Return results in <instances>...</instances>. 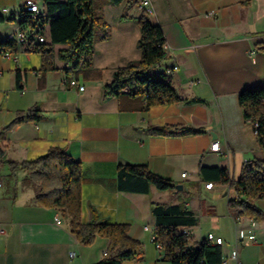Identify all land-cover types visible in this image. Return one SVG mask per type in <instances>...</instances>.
I'll use <instances>...</instances> for the list:
<instances>
[{
  "label": "crops",
  "instance_id": "0c3cea01",
  "mask_svg": "<svg viewBox=\"0 0 264 264\" xmlns=\"http://www.w3.org/2000/svg\"><path fill=\"white\" fill-rule=\"evenodd\" d=\"M24 1L0 0V13L17 17L0 21V36L18 29ZM151 1L154 11L148 16L162 26L168 54L158 68L178 65L169 76L185 98L180 102L147 106L144 95L105 96L104 86L114 71L142 55L138 17L143 7L136 0L94 1L111 35L95 42L90 67L67 71L57 55L67 44L54 45L53 70H44L42 55L22 43L11 57L0 51V264H92L107 251L109 238L98 235L91 244L81 243L71 230L70 216L38 204V184L26 169L11 167L54 146L82 162L81 221H89L94 207L99 219L128 223L129 234L142 241L143 258L124 264H171L155 240L151 209L153 202L178 201L156 187L149 193L121 191V162L146 163L176 183H190L185 206L197 216L198 225L183 229L192 234L193 243L212 231L223 238L226 264H264V218L237 216L229 207L230 198H245L234 184L244 163L264 160L254 125L245 119L238 99L241 89L264 84V0ZM46 34L48 38V29ZM72 78L85 87L70 85ZM34 106L43 117L8 127L19 111ZM166 124L202 132L161 135L147 130ZM215 141L220 150L211 149ZM201 164L228 167L233 182L206 187ZM253 202L264 211V198ZM240 229L255 233L256 239H239ZM234 249L236 260L230 257Z\"/></svg>",
  "mask_w": 264,
  "mask_h": 264
},
{
  "label": "trees",
  "instance_id": "16d2710c",
  "mask_svg": "<svg viewBox=\"0 0 264 264\" xmlns=\"http://www.w3.org/2000/svg\"><path fill=\"white\" fill-rule=\"evenodd\" d=\"M95 0H44V11L35 18L29 11L21 9L19 23L35 26L40 24L47 36L46 40H32L26 49L42 55L44 70L56 69L55 44H67L57 55L67 63L66 70L93 65L95 42L110 37V27L101 20L94 7ZM117 4L123 0H109ZM140 3L141 0H136ZM17 19L14 14L5 17L0 13V21ZM141 36L138 47L141 58L128 62L114 71L113 79L104 86L105 96H145L147 106L163 103H175L185 100L173 86L169 74L164 68H158L168 58L164 48L166 37L162 26L153 22L146 11L138 17ZM255 49H260L259 44ZM18 43L8 36H0V51L14 52ZM20 80V74L17 75ZM243 115L254 125L261 148L264 149V84H256L241 89L238 93ZM43 113L38 106L19 111L9 124L12 127L23 120H39ZM147 130L152 134L185 135L198 134L200 128L189 125H150ZM27 170L30 179L38 184L36 201L46 207H54L66 212L71 219V230L81 243L91 244L98 235L109 238L107 253L92 264H124L127 260H139L144 256L141 240L129 234L130 225L126 222H109L99 219L94 207L88 222L81 221V187L83 165L62 147H51L47 153L21 163H12L16 169ZM201 179L213 184L233 182L226 166H200ZM118 188L126 192L149 193L151 187L158 190H174L176 182L154 172L146 163L121 162L117 168ZM236 188L245 195L232 197L229 207L237 216H247L253 220H262L264 211L253 200L264 198V160L254 159L244 163L239 178L234 181ZM186 203V202H185ZM181 203L153 202L152 213L156 222L155 240L163 249V259L171 264H221L224 254L222 244L212 242L206 235L192 242L193 236L186 233L184 227L198 225L194 212Z\"/></svg>",
  "mask_w": 264,
  "mask_h": 264
},
{
  "label": "built area",
  "instance_id": "2783aa9c",
  "mask_svg": "<svg viewBox=\"0 0 264 264\" xmlns=\"http://www.w3.org/2000/svg\"><path fill=\"white\" fill-rule=\"evenodd\" d=\"M141 6L143 9L146 11V13H152L154 11V6L152 4L151 0H141L140 1ZM45 8L44 2L40 3L37 0H25L23 3V6L21 9H25L26 11H29L32 16L35 18L39 13L43 12ZM4 11H8V8H3ZM209 14L213 15L215 14L214 11L210 12ZM45 31H47V27L44 28ZM34 36V39L37 41H44L46 40V35L43 33V28L42 26L38 23L35 26H30V25H19L18 29L14 32H11L8 34V37L12 40H15L18 44L22 43L26 45L29 41L32 40V36ZM164 48L166 50L167 45L166 43L164 44ZM6 56L11 57L13 52L10 51H5L4 52ZM165 71L167 74H170L173 70L178 69V65H174L173 67H164ZM69 84L72 86H78L80 89H83L85 86L79 84L78 80L75 78L69 79L68 80ZM146 99V98H145ZM211 149L212 150H220V143L219 141H215L211 144ZM183 176L186 175V172L182 173ZM1 185V182H0ZM206 187L211 188L214 184L212 181L206 182ZM56 220L60 222V219L57 217ZM186 233H189L186 229H183ZM2 232V228L0 226V234ZM206 237L208 240L223 244V238L221 236L216 235L214 232L209 231L206 234ZM238 237L239 239H244L245 237H248L251 240L256 239V235L253 232L246 233L244 229H240L238 232ZM107 251H105V254ZM75 252H70V256H74ZM230 257L234 260L238 258V251L237 249L232 250ZM226 257L224 256L223 262L221 264H226Z\"/></svg>",
  "mask_w": 264,
  "mask_h": 264
},
{
  "label": "rangeland",
  "instance_id": "374dc122",
  "mask_svg": "<svg viewBox=\"0 0 264 264\" xmlns=\"http://www.w3.org/2000/svg\"><path fill=\"white\" fill-rule=\"evenodd\" d=\"M183 184H184V189L183 190H180L178 188H175L174 190H166V192H168V194H169L168 198L170 197L169 199L177 200L179 203L184 204L189 199L188 190H190L189 189L190 183L189 182H183ZM159 191H161V190H159ZM162 199H166V198L162 197ZM162 202L166 203V201H164V200Z\"/></svg>",
  "mask_w": 264,
  "mask_h": 264
},
{
  "label": "water",
  "instance_id": "95a60500",
  "mask_svg": "<svg viewBox=\"0 0 264 264\" xmlns=\"http://www.w3.org/2000/svg\"><path fill=\"white\" fill-rule=\"evenodd\" d=\"M176 188H178V189L183 188V184H181V183H177V184H176Z\"/></svg>",
  "mask_w": 264,
  "mask_h": 264
}]
</instances>
